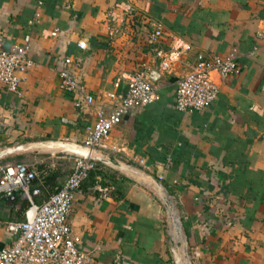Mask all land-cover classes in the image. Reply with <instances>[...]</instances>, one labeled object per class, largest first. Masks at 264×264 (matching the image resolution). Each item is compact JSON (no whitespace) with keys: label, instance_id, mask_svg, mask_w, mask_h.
Segmentation results:
<instances>
[{"label":"crops","instance_id":"0c3cea01","mask_svg":"<svg viewBox=\"0 0 264 264\" xmlns=\"http://www.w3.org/2000/svg\"><path fill=\"white\" fill-rule=\"evenodd\" d=\"M42 1L0 0L4 46L29 36L36 63L21 74L19 93L0 84V178L25 162L65 182L87 153L97 110L111 108L128 78L145 72L158 99L113 128L73 202L81 247L96 264H264V0ZM37 11L40 20L31 23ZM159 25L163 34L154 38ZM175 39L192 48L164 70L158 53L171 51ZM198 52L234 54L240 73L215 72L217 100L185 113L175 106L176 88ZM65 56L96 97L93 106L80 110L62 87ZM99 183L113 187L108 198ZM168 195L183 241L163 202ZM29 202L20 190L1 196L0 220H23ZM0 240L15 241L5 224Z\"/></svg>","mask_w":264,"mask_h":264},{"label":"built area","instance_id":"2783aa9c","mask_svg":"<svg viewBox=\"0 0 264 264\" xmlns=\"http://www.w3.org/2000/svg\"><path fill=\"white\" fill-rule=\"evenodd\" d=\"M42 3V0H38V6ZM40 16L41 13L37 11L31 23L39 21ZM162 34V26L159 25L155 28L153 37L158 38ZM2 35L0 30V84L10 92L19 93L21 74L36 64L30 57L31 41L27 36L24 43L6 48ZM174 43L171 51L158 53L162 58L164 70L180 62L185 51L192 48L181 39H175ZM79 46L86 49L87 41H80ZM81 60L78 58V63ZM73 62L70 56H65L62 61L59 71L62 87L76 95L75 105L83 110L93 106L96 97L89 92L86 84L72 73L70 66ZM215 72L224 78L240 73L235 55L198 52L195 60L190 63L189 72L179 80L175 95L176 108L185 113L209 108L220 92L213 78ZM157 99V89L145 72L129 77L127 93L116 96L111 108L100 107L97 110L96 123L89 126L85 146L91 150V156H77L68 178L56 191L50 193L42 204H37L31 193L34 181L39 176L36 168L22 162L3 171L0 178V197L10 196L20 190L30 199L31 205L26 210L25 220H0V225L5 224L7 230L15 234V241L11 245H4L0 240V264H96L93 251L82 248L81 238L72 230L70 214L73 202L90 173L97 169L94 157L105 148L113 128L136 108L146 106ZM97 189L100 197L108 198L113 187L99 183ZM163 202L173 218L175 237L178 241H183L184 226L177 212L175 199L168 195L163 198Z\"/></svg>","mask_w":264,"mask_h":264},{"label":"trees","instance_id":"16d2710c","mask_svg":"<svg viewBox=\"0 0 264 264\" xmlns=\"http://www.w3.org/2000/svg\"><path fill=\"white\" fill-rule=\"evenodd\" d=\"M95 162L96 164H98V166L99 164H101L100 161L97 159L95 160ZM18 163H22V162H17L16 164H13V166L11 167H14ZM94 172H92L91 174L92 177L94 176ZM99 173L104 174L103 177H105V180L107 179L106 178L107 175L104 172L100 171ZM63 183H59L57 181V175L54 172L43 170L41 173H39V176L36 178L32 186L31 193L34 201L37 204H42L49 197L50 193L56 191V189L60 187ZM23 220H25V218Z\"/></svg>","mask_w":264,"mask_h":264},{"label":"water","instance_id":"95a60500","mask_svg":"<svg viewBox=\"0 0 264 264\" xmlns=\"http://www.w3.org/2000/svg\"><path fill=\"white\" fill-rule=\"evenodd\" d=\"M85 148V150H86V154H82V155H80V156H82V157H85V158H88V157H90L91 156V150L88 148V147H86V146H84ZM97 158H101L99 155H97V156H95L94 157V159L96 160ZM156 182H158V180L156 179Z\"/></svg>","mask_w":264,"mask_h":264},{"label":"rangeland","instance_id":"374dc122","mask_svg":"<svg viewBox=\"0 0 264 264\" xmlns=\"http://www.w3.org/2000/svg\"><path fill=\"white\" fill-rule=\"evenodd\" d=\"M102 150V149H101ZM100 152V154H99V156L101 155V153H102V151H99ZM77 158V157H76Z\"/></svg>","mask_w":264,"mask_h":264}]
</instances>
